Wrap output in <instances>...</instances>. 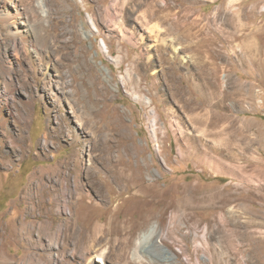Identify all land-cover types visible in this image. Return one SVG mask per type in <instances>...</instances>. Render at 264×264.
<instances>
[{
  "label": "rangeland",
  "instance_id": "1",
  "mask_svg": "<svg viewBox=\"0 0 264 264\" xmlns=\"http://www.w3.org/2000/svg\"><path fill=\"white\" fill-rule=\"evenodd\" d=\"M0 264H264V0H0Z\"/></svg>",
  "mask_w": 264,
  "mask_h": 264
},
{
  "label": "bare ground",
  "instance_id": "2",
  "mask_svg": "<svg viewBox=\"0 0 264 264\" xmlns=\"http://www.w3.org/2000/svg\"><path fill=\"white\" fill-rule=\"evenodd\" d=\"M8 14V13H7ZM17 15H21V13L20 12H17ZM10 15L8 14V16L7 17H9ZM23 17V16H22ZM37 17V16H36ZM10 19H11V21H10V24H11V26H14V28H15V30H14V32H13V35L14 36H23V35H25V36H23L25 39L27 38V36L26 35H29L30 34V29H29V24L27 25L26 23H24V22H22L21 23V25L22 26H20L19 27V23L16 21V20H14L13 18H11V16H10ZM39 19V18H38ZM38 21V20H37ZM39 22V21H38ZM32 28V27H31ZM38 35V34H37ZM40 36V38H41V41L42 40H44L45 38L43 37V35H42V33L41 34H39ZM22 37V38H23ZM25 49V48H24ZM27 49H29V48H27ZM27 51V50H26ZM31 52V51H30ZM15 58H19L18 57V52L16 51L15 52ZM20 59V58H19ZM48 69V68H47ZM36 72H37V70H36ZM9 83V82H8ZM11 83H12V81H11ZM46 85V84H45ZM16 86V85H15ZM15 86H13V87H15ZM20 107V106H19ZM22 137V136H21ZM66 176V175H65ZM68 177V176H67ZM67 177H64V179L63 180H69ZM69 178H71V177H69ZM75 178H76V181H78V175H75ZM72 179V178H71ZM62 189V188H61ZM31 229H29V230H27L25 233H27L28 235L29 234H31ZM155 233H156V227L155 226H152L149 230H148V232H146V233H143L142 234V236L140 237V239H139V241H138V243L139 244H147V242H149V241H151L152 239H153V237L155 236ZM102 261V260H101ZM100 262V261H99Z\"/></svg>",
  "mask_w": 264,
  "mask_h": 264
}]
</instances>
